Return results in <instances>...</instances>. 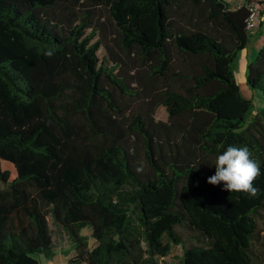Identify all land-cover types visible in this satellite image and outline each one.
<instances>
[{
  "label": "trees",
  "instance_id": "1",
  "mask_svg": "<svg viewBox=\"0 0 264 264\" xmlns=\"http://www.w3.org/2000/svg\"><path fill=\"white\" fill-rule=\"evenodd\" d=\"M246 1L0 0V264L51 259L49 217L76 245L68 264H159L183 246L179 226L197 234L182 264H260L264 191L207 183L216 155L247 146L264 190V44L246 70L262 107L235 73ZM104 14L124 53L105 45L112 67L98 57Z\"/></svg>",
  "mask_w": 264,
  "mask_h": 264
},
{
  "label": "rangeland",
  "instance_id": "2",
  "mask_svg": "<svg viewBox=\"0 0 264 264\" xmlns=\"http://www.w3.org/2000/svg\"><path fill=\"white\" fill-rule=\"evenodd\" d=\"M102 21H105L107 30L105 32V40L103 45L100 47L98 51V57L100 62H107L109 67L113 66L112 59L114 58L113 55L108 54L107 49L105 48L106 44H109L112 48L113 52L120 57L124 58V53H122L116 44L113 42V39L116 37V28L114 23L108 19V14H104V18ZM91 30L87 31V34H90ZM254 32L250 31V35ZM101 37V34H97L93 40V42L97 41ZM257 41L252 42L246 50L245 53H239L238 59L235 63V73L237 82L240 86L242 95L245 94L247 90L246 86V79L243 76V71L241 69L242 61L246 58H250V55L254 53V58L256 57L257 51ZM142 90V89H140ZM147 98L144 97L143 94L140 95L139 98H132L133 104L131 106V113L136 115V113L141 112L145 105L143 104ZM256 108H260L263 106V102L255 97L254 99ZM154 119L161 120V121H168V112L166 107L160 106L155 109L154 112ZM144 157L142 156L141 161L143 162ZM53 242L55 246V254L51 259H46L44 257H37L42 264H68L71 260L76 259L77 251L76 245L72 238L64 231L61 227L55 226L51 217L48 218ZM257 223H258V230L259 234L257 238L253 241V257L256 262L260 264H264V208L259 211L257 215ZM176 232L180 237L183 239V246L182 245H174L172 247V251L169 256L161 259H157L159 264H182V257L185 247H189L192 245L197 244L196 236L197 234L186 228L185 226H179L176 228ZM81 235L88 237L89 247L92 249L97 245V242L92 238V230L90 227H87L81 231Z\"/></svg>",
  "mask_w": 264,
  "mask_h": 264
},
{
  "label": "clouds",
  "instance_id": "3",
  "mask_svg": "<svg viewBox=\"0 0 264 264\" xmlns=\"http://www.w3.org/2000/svg\"><path fill=\"white\" fill-rule=\"evenodd\" d=\"M53 51L45 55L51 57ZM215 173L207 178V183L219 185L223 183L224 190L236 192L250 198L258 197L262 189L256 186V180L262 175L261 165L252 158V152L247 146L229 145L214 160Z\"/></svg>",
  "mask_w": 264,
  "mask_h": 264
},
{
  "label": "crops",
  "instance_id": "4",
  "mask_svg": "<svg viewBox=\"0 0 264 264\" xmlns=\"http://www.w3.org/2000/svg\"><path fill=\"white\" fill-rule=\"evenodd\" d=\"M226 1L229 4V9L233 11L239 9L241 6H243L247 2L246 0H226ZM256 41H257V47H258L257 51L259 52V50L263 47V44H264V20H262L258 29L255 30L254 33L251 35V39H250L248 46L252 44V42H256ZM247 48L242 53H245ZM254 53H256V50H254ZM254 53L250 55V58H246L242 61L241 69L243 71V76L245 79H246L247 64L249 60L254 59ZM243 96L247 99H252L253 101L255 97L259 99L256 93L250 91L248 87Z\"/></svg>",
  "mask_w": 264,
  "mask_h": 264
},
{
  "label": "built area",
  "instance_id": "5",
  "mask_svg": "<svg viewBox=\"0 0 264 264\" xmlns=\"http://www.w3.org/2000/svg\"><path fill=\"white\" fill-rule=\"evenodd\" d=\"M248 17L246 19V29L254 32L264 20V0H255L248 5Z\"/></svg>",
  "mask_w": 264,
  "mask_h": 264
}]
</instances>
